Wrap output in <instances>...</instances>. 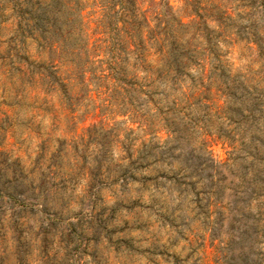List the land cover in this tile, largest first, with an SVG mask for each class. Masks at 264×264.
I'll use <instances>...</instances> for the list:
<instances>
[{
  "label": "rangeland",
  "instance_id": "374dc122",
  "mask_svg": "<svg viewBox=\"0 0 264 264\" xmlns=\"http://www.w3.org/2000/svg\"><path fill=\"white\" fill-rule=\"evenodd\" d=\"M135 1L119 37L99 27L110 5L84 10L77 39L53 20L20 30L0 0V235L61 244L70 264L125 229L141 264H264V0H169L188 25L173 68L159 0ZM134 14L145 42L124 32Z\"/></svg>",
  "mask_w": 264,
  "mask_h": 264
},
{
  "label": "trees",
  "instance_id": "16d2710c",
  "mask_svg": "<svg viewBox=\"0 0 264 264\" xmlns=\"http://www.w3.org/2000/svg\"><path fill=\"white\" fill-rule=\"evenodd\" d=\"M15 4L14 7L18 11V17L20 18V30H23L25 27H29L30 23L34 21L38 26H40L41 31L45 32L46 30L45 26H43V22L53 20L56 24H66L69 26V33L74 34L75 38H79V36L82 37V35H88L87 32L90 29L89 23H86L84 21V10L88 8H102V12H107V7L110 5H119L120 9L119 11H116L115 16H111L110 14L105 13L104 17L111 18L110 21L107 23L106 26L100 25L102 30V34L106 33V30L111 29L115 26L117 35L119 37L120 33H123L121 28L118 29V22L120 17L123 15V11L128 10L127 4H136L135 0H111L110 2L102 1L101 3L95 2L92 4L93 6H88L87 4H84L82 0H38L37 3H40L42 6L35 7L36 4L33 3V0H30L28 2L24 1L22 3H19L17 0H14ZM97 4L99 6H97ZM156 5L159 8V14L158 18L162 17V23L164 24V29L167 31V37L164 40V48L166 49V54H164V59L167 62V65L170 68H173L174 66L177 67L182 64L183 57H181L180 49H179V43L182 40L178 39V33H174V30L178 27L184 28L187 27L183 22V19L178 18L175 16L173 7L170 5L169 0H159V3H156ZM188 7H193L191 4H186ZM104 10V11H103ZM122 12V14H121ZM198 15L199 11H191L188 12L186 9V17L190 18L193 14ZM203 17V16H202ZM131 22L128 24L130 25V31L128 32L127 29L124 26V32L129 37H133L134 39H137L138 42H145L146 40L144 35V30L149 29V24L147 22V18L144 17L145 25L138 24L136 21L137 16H132ZM136 25V27H135ZM136 28V29H135ZM161 31V30H160ZM133 32V33H132ZM147 33H149L146 30ZM174 33V34H173ZM77 34V35H76ZM79 35V36H78ZM78 36V37H77ZM128 38L125 37L123 40H127ZM161 48V47H160ZM174 65V66H173ZM80 77L82 80H84L86 76V71L83 70L80 73ZM113 75V74H112ZM103 78L106 79L109 74H102Z\"/></svg>",
  "mask_w": 264,
  "mask_h": 264
},
{
  "label": "clouds",
  "instance_id": "9594fccd",
  "mask_svg": "<svg viewBox=\"0 0 264 264\" xmlns=\"http://www.w3.org/2000/svg\"><path fill=\"white\" fill-rule=\"evenodd\" d=\"M117 228L114 223L108 228ZM135 235L129 230L116 231L109 236L101 232L98 242L87 244L88 255L79 260L78 264H141L136 255L140 245L134 240L131 247L121 243L122 240H129L127 237ZM27 242L25 247H21ZM67 249L58 243H41L39 237L31 239L28 233L23 236L13 233L0 235V264H70L69 256L65 255Z\"/></svg>",
  "mask_w": 264,
  "mask_h": 264
}]
</instances>
